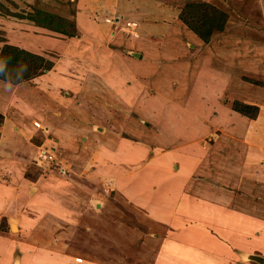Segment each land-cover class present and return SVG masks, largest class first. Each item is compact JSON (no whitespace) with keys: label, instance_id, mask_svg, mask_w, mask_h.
Here are the masks:
<instances>
[{"label":"rangeland","instance_id":"1","mask_svg":"<svg viewBox=\"0 0 264 264\" xmlns=\"http://www.w3.org/2000/svg\"><path fill=\"white\" fill-rule=\"evenodd\" d=\"M190 2L211 4L223 14L224 22L221 30L216 29V21L215 24L212 23L214 29L211 31L209 41L204 42L206 47L204 59L206 58L205 64L208 69V72H205L206 76L204 75V86L207 91L208 88L210 89L209 100L207 99L205 109L199 110L198 107L195 116L207 114V117L202 120L195 118L192 124H188V126L194 124V127L197 124V131L194 129L193 132L186 130L181 132L182 127H176L178 129L175 128V132L170 131V133V129H163L159 126L163 122V119L159 120L163 117L162 115L157 120L145 114L141 117L144 120L142 122L133 110L135 106L124 105L125 108H122L125 110V118L121 121L113 120L115 121L114 127L106 120L97 118V112H88L84 102H77L78 89L69 87L68 85L71 83L58 84L61 85L58 86L59 95L56 94L59 99L53 94H48L49 100L43 103L42 100H46L47 96L45 98L41 94L37 95L36 90L39 88L42 90L39 93L47 92L48 84L42 83L40 86L36 85L37 87H24L23 84L41 74L51 80L55 78L53 73H50L53 69L58 74L64 73L66 79L71 77V70L63 71L58 63L67 64L69 60L73 61L72 57L77 56L76 54L72 55L71 46L79 47V49L85 47L84 39H86L87 33L84 34L83 39H77V35H81L82 32L77 30L76 2L0 1V55H4L3 51L8 50L5 47L14 45L52 62L50 69L36 70L34 67L32 71L34 75L27 80L20 79V81L10 82L0 78V121L4 120L3 128L12 129L20 126L23 129V132H20L21 138L28 146L27 149L31 148L24 152L25 154L22 149L16 150L18 153L15 154L17 157L14 160H17V168H14L15 166L5 167L6 163L4 164L3 160L6 157H0V184L7 188L13 187L15 191L19 190V192L22 189L25 190L22 203L20 196L18 197L14 193V198L11 196L12 200H7L9 205L14 206L10 207L8 211H4V215H0V249L3 251H0V264H18L15 261L8 262L4 258L9 253L6 249H10V251L12 249L13 254L23 252L22 257L28 255L27 258L30 262H38L45 258L46 264H66L67 255H69L68 257L72 256L74 264H90V262L93 264H163L165 260H161L160 256L161 243L165 239H175L178 231L181 232L182 226L188 225V222L174 226L175 218L173 216L168 218L165 213L151 212L147 209L148 207L137 208L134 203V194L130 193L132 184L128 183V179L125 183L123 180L121 184L116 180L120 174L124 173L115 170L113 164H108L105 155L109 157L107 155L109 154L116 159L117 165L118 162L125 164L123 169L132 175L135 172L137 175L139 171H142V174H145L143 178L148 180L160 169V152L168 150L172 153L177 152V154L184 153L189 144H196L197 148L202 149L199 150L201 153L203 150L206 153L208 161L206 163L204 161L203 164L205 163L207 167L208 165L217 167L215 165L217 155L219 156L220 152L230 155L226 149L231 146L227 143H234V136L228 135L227 132L223 133V126L227 119L219 121L221 113H223L219 111L220 104L228 103L227 105L231 107L234 100L242 101L239 98H234L236 96L234 89L237 87L238 90L240 81L249 84L254 90L256 88L264 90V72H261L262 65L259 66L264 61V1L191 0L185 4ZM158 3L163 4V2ZM132 8H127L125 13L115 11L113 16L109 13H97V16H91L93 17H90L91 24L94 22L99 29L92 31L90 28L88 33L94 35L99 33L102 24H105V26H109L107 27L109 29L105 27L103 29L107 30L108 32H106L110 33L112 38L115 34L121 33L124 38H130L129 42H132L139 38L136 37L137 35H142L138 26L140 18L135 15V8ZM170 8L173 13L178 12L177 18L175 17L174 20L175 23L168 14L165 16L171 20L170 22L165 20L164 23L176 25L181 21L178 16L184 9V5H171ZM111 10H117V8ZM204 11L205 9H200V13ZM210 11L212 12L213 9L211 8ZM117 13L118 15H116ZM209 25L210 23L206 28ZM180 27L182 26L180 25ZM65 33H72V35ZM151 36L160 40L157 35L151 34ZM103 39L104 42L101 41V43L107 46L109 39ZM44 41L47 44L45 47H43ZM75 42L77 45L74 44ZM41 43H43L42 49H39ZM109 44L113 47L111 41ZM130 50L133 49H129V55H134V52ZM81 56L83 57V55ZM81 56H78V59ZM199 59L198 56L191 57L190 63H193V70L194 62H198ZM32 66L34 65H31V68ZM66 67L68 66L66 65ZM201 67L202 64L198 70L195 68V73L199 72ZM146 69L148 70V68ZM153 71L151 72L153 73ZM134 81L135 85L136 80ZM139 81L141 86L132 89L134 94L149 90V84H152L148 75L145 74ZM183 83L187 86H182L181 89L187 91L192 82L183 81ZM218 85L221 88L226 86V94L222 95V100L217 97V94H221L217 90ZM177 88H173V94L176 93ZM98 89L96 86L92 88V91L99 93ZM155 90L159 92V88ZM207 91L204 89V92H199L198 101L208 96L205 95ZM87 92L88 89L83 95H86ZM143 95L144 92L141 93L140 98L148 100L149 97ZM182 95L176 97L180 102L176 107L181 109L184 105L180 100ZM256 97L263 99L264 95L259 97L256 94ZM255 105L258 104L255 103ZM212 107L213 109H211ZM164 108L163 106L161 109ZM119 113V117H122V111ZM90 116H95L93 122H88V131L85 134H80L78 131L84 128ZM236 116L237 114H231L230 117H233L231 121L235 122ZM170 122L175 126L177 123L179 126L185 124V120L180 118L171 119ZM102 124H105V128H102L104 127ZM169 126L171 125L169 124ZM1 127L2 123H0V135L4 132ZM100 127L102 130H98ZM112 128L114 131L119 129L120 134L113 133ZM106 129L109 131L108 133ZM68 130L73 132L68 133ZM118 135H121L119 137L126 142H131L132 145H141V151L136 153V156L141 157L128 158L127 156H133V154L126 151L115 140ZM237 140L240 142V139ZM21 145L24 146L23 143ZM41 149H48L52 154L55 152V156L51 160H39L37 155ZM233 152H231V159H235L234 155L239 156L238 150ZM177 158V163L181 162L182 164L179 157ZM186 162L191 165L194 160ZM222 163L227 166V158H223ZM236 163L233 162L232 165ZM169 165H172V162ZM183 165L182 172L179 174L186 176L189 173L197 180L203 177L199 171L195 172L194 168H189L190 165L187 166L188 168L184 162ZM210 166L208 170L206 167L207 173L212 169ZM199 168L201 169L200 165ZM214 171L211 185L217 187L216 177L214 179L217 168ZM203 181L206 182V180ZM203 181L200 182L203 183ZM149 182L145 189L150 193L154 191L158 193L157 190L163 189L159 182ZM191 184V189L187 187V191L203 194V196L207 195V197L209 194L214 195L213 188L210 187L212 193L206 190L208 182L204 183L207 186L196 180ZM226 184L229 183L226 182ZM227 187L230 186L227 185ZM253 187L255 196L261 197L262 188L258 189L256 183ZM167 191L170 190L167 189ZM240 193L238 189V194ZM170 194L171 191L168 192V196L158 193L152 197V201L156 200L154 202H157V197L169 198ZM258 200L260 201V199ZM33 201H38L39 204L43 202L45 209L42 208L39 211L38 207L34 208L37 206V202ZM242 228H244L242 223L238 224V222L230 220L220 221L216 226L203 224L198 231L202 232L201 235L204 232L208 235L204 237L198 235L196 243L192 244L189 240L185 243L177 238L180 241L179 245L181 244L183 247L182 250L185 251V256L181 258L176 254L174 259L173 254L170 253L171 255H168L167 259L175 260V263L171 262V264H203L204 261H206L204 264H243L246 262L264 264L263 260L258 262L251 259L246 250H243L249 239H246ZM208 237L213 240V245L210 248L206 244ZM30 254L33 255V258L29 257ZM165 264L170 263L166 262Z\"/></svg>","mask_w":264,"mask_h":264},{"label":"crops","instance_id":"2","mask_svg":"<svg viewBox=\"0 0 264 264\" xmlns=\"http://www.w3.org/2000/svg\"><path fill=\"white\" fill-rule=\"evenodd\" d=\"M0 1L2 2L3 0ZM9 1L76 2L75 20L77 23V30L83 33H81V35H77V39H83L84 34L87 33V37L84 39L85 47L79 49V47L74 48L71 46V49L73 50L72 55H77L72 57L73 61L69 60L67 64L64 62L58 63V66H60L63 71L71 70L70 72L72 75L69 77V79L67 78L68 80L66 79L64 73L58 74V72H55L53 69V71L50 73H53L55 78H50L51 80H49L46 79L44 74H41L38 77H34L30 82L23 84L24 87H32L36 85L40 86L42 83L44 85L48 84V86L46 85L48 91L39 93L42 90L37 88V95L40 96L41 94L46 98L48 94H53L56 97L59 95L58 86H61L58 84L62 82L65 84L71 83L68 85L69 87L72 89H78L77 102H84L87 105L88 112H97V118L106 120L114 127L115 121L113 120L121 121L125 118V106H135L133 110L140 120H142L141 117H143V115L145 116V114L146 116L157 120L162 115L163 117L159 118V120L163 119V122L159 126H161L163 129H170L169 132L171 131L172 133L175 132L174 130L176 127H182L180 130L181 132H184V130L193 132L194 129L197 131V124L195 127L194 124L189 126L188 124H192L195 118L196 120H202L203 118L207 117V114H200V116L197 114V116H195L198 107L199 110L205 109L207 99L209 100L210 89L208 88L207 91V88L204 86L206 76L205 74L208 72L207 66L205 64L206 58L204 59V55H206L204 53L206 50L204 41H202L181 21H176V25L172 23L168 24L167 22L164 23L165 20L167 21L169 19L167 16H165V14H168L171 19L173 18L174 23L175 17L177 18L178 12L173 13L170 8L171 5H185L186 2L191 0ZM158 2H163V4L160 5ZM126 7L128 9L132 7V9L135 8V15L140 18L138 20V26L139 31L142 32V35L136 36L139 38L129 42L131 39L124 38L121 33L115 34V36L112 38L110 33L108 34V31L103 29L104 27L109 29L107 28L109 26H105V24H102V28L99 33L95 35L93 33H88L90 28L92 31H97L99 29L97 28V25L94 24V22L91 24L92 22L90 21L91 18H93L91 16H97V13H109L112 15L115 11H118V13H125L127 12ZM113 8H117V10H111ZM118 13L116 15H118ZM170 20L168 21L170 22ZM180 25L182 27H180ZM151 34L157 35L160 37V40L151 36ZM103 38H108L113 44V47L110 46L109 41L107 46H104V44L101 43V41L104 42ZM43 43L40 44L39 49H42V44L44 45L43 47L47 45L45 41ZM74 44L77 45V42ZM130 48L133 49L130 51L134 52L135 57L134 55H129L128 51ZM37 51L40 52V50ZM81 55H83L84 58ZM78 56L81 57L78 59ZM193 56H198L200 58L198 62H194L196 70H198L202 64L200 71H197V73H195V68L194 70L192 69L193 63H190L191 57ZM66 65L68 67H66ZM260 65H262L261 72H264V61H262V64H259V66ZM146 68H148V70ZM154 68L155 71H153ZM151 71H153V73ZM144 74L148 75L150 81H152V84H149V90H144L138 94H134L132 89H136L135 87L140 88L139 86H141V82L139 80ZM134 80H136L135 85ZM182 80L184 82H192L190 87L188 86L189 88L187 91H182L181 89L182 86H187ZM96 86L100 89H98L99 93L97 91H92V88ZM175 87L178 88L176 93L173 94V88ZM156 88H159V92L155 90ZM217 88V90H219L221 93L217 94V97L222 100V95L226 94V86L221 88V86L218 85ZM87 89L88 92L86 95H83ZM204 89L207 91L205 95L208 96H205L206 98L203 97L204 99L199 98L200 100L198 101L197 95H199V92H204ZM31 91L34 92L35 90ZM142 92H144L143 96L149 97L147 98L148 100L140 98ZM234 92L236 95L234 98H239L246 103L258 104L259 113L255 119H250L232 110L231 107L227 105L228 103L224 105L220 104L219 111H222L223 113H221L219 121L227 119L225 121V125L223 126V133L227 132L229 133L228 135L234 136V143H227L229 146H231V148L226 149L230 155H225L223 152H220L219 156L217 155V163L215 162L217 167L210 165L207 167V165H205L206 161H208L206 158V153L204 150L201 153L199 150L202 149H199V147L197 148L196 144H189L187 151H184V153L179 152L177 154V152L172 153L168 150L160 152V169L153 174L152 178L150 177L148 180L143 178L145 174H142V171H139L137 175L136 172L135 174L133 173L134 175H132L123 169L125 164L118 162L117 165L115 162L116 159L112 158L109 154H107L109 157L105 155V160L108 164H113V168L115 170L124 173L120 174L116 180H118L121 184L123 183V180L125 183V181L128 179V183L130 182L129 184H132L130 193L134 194V203L137 208L148 207L147 209L151 210V212L165 213L166 217L168 218L173 216V218H175V222H173L175 223L174 226H176V224L179 225L184 224V222H188V225L182 226L183 228H181V232L177 230L178 234L175 239H165L161 243L162 254L160 252V256L161 260H165L163 264L166 262H169L170 264L171 262L175 263V260L167 259L168 255L173 254L174 257L176 254H178L181 258L185 256V251L182 250L183 247H181V244L179 245L180 241L177 240V238L185 243H187L188 240L191 244L194 242L196 243V237L198 235L202 237L208 235L204 231V233L201 235L200 233L202 232L198 231L201 229L203 224L216 226L218 222L224 220H230L231 222L243 224L245 229H242L244 230L245 237L246 239H249L247 240L246 248L243 250H246L248 254L260 255L264 261V98L261 99L256 97V94L259 95V97L263 96L264 90H259V88L254 90L249 84L240 81L238 90L237 87H235ZM181 94L183 95L180 97V100L184 103L182 109L178 107V103L180 102L177 100L178 96ZM56 98L59 99L58 96ZM47 100H49L48 96L46 100L42 101L45 103ZM177 104L178 106L176 107ZM163 106L165 108L161 109ZM211 109H213V107ZM120 111L123 113L122 117H119ZM231 114H237V119H234L235 122L231 121V118H233L230 117ZM90 117L87 119V123L85 124L84 128L81 131H78L80 134H85L88 131V122H93V117L95 116H92L91 118ZM174 118L184 119L185 124L182 126H179L178 123L177 126H175V124L172 125L170 120ZM143 121L144 120H142V122ZM157 122L156 124H158ZM0 123H2L1 128L4 131L0 135V157H6L3 160V163H6V165H4L5 167L15 166L14 168H17V160H14L17 157L15 154L18 153L16 150L22 149L24 153L28 150H31V148L27 149L28 146L22 140L20 132H23V129L20 126L7 129V127L3 128L4 120L0 121ZM169 124L171 126H169ZM102 125L104 126L105 124ZM102 128H105V126ZM102 128L100 127L98 130H102ZM111 130L115 134H120L119 129L114 131L112 128ZM106 131L107 133L109 132L107 129ZM70 132L73 131L68 130V133ZM119 136L121 135L116 136L117 138H115V140L118 141L126 151H130V154H133V156H127L128 158L137 159L141 157L139 155L136 156V153L142 149L141 145L133 144V146L131 142H126ZM237 139H240V142H238ZM21 143H23L24 146L21 145ZM237 150L239 151V156L237 157V155H234L235 159H231V152H236ZM188 153H190L189 156ZM156 157L158 156L156 155ZM177 157H179V160L182 161V164L181 162L179 164L177 163ZM223 158H227V166L226 164L224 165V163H222ZM187 160H194V162L190 165V163L186 162ZM204 161L205 163L203 164ZM170 162H172V165H169ZM183 162L184 164H187L186 168H188L190 165L189 168H194L195 172L199 171L203 177L197 180L189 173L186 174V176L179 174V172H182L181 168L184 166ZM233 162L237 163L232 165ZM199 165L201 169L199 168ZM209 166L212 167V169L210 172L208 171L209 173H207L206 167L208 170ZM215 168H217V173L216 176H214V179L216 177L217 187L215 185H211L213 175L215 174L213 173ZM108 173L110 174V171ZM207 179H210V181H207ZM195 180L202 185H206L204 183L208 182V186L206 185V190H208L209 193H212L213 191L210 190V187L213 188L214 195L209 194L207 197V195L203 196V194L187 191V187L191 189V183H193ZM203 180H206V182ZM149 181H152V183L159 182L160 187L163 189H160L159 191L157 190V192L161 195L168 196V192L171 191L169 198L165 197L166 199H162V197H157V202L159 203L154 202L156 200L152 201V197L158 195V193L155 191L150 193V191L146 190L148 187L147 183H150ZM200 181H203V183ZM226 182L229 184H226ZM255 183L258 186V189L262 188L260 195L261 197L257 195L255 196L256 193L253 187ZM223 184L225 185L223 186ZM227 185L230 187H227ZM167 189L170 191H167ZM238 189L241 192L240 194H238ZM14 193L18 197L20 196L19 198L22 203L25 190L22 189L21 192H19V190L15 191L13 187L7 188L0 184V215H4V211H8L10 207L14 206L9 205L7 202V200H12V198H10L11 196L14 198ZM216 194L217 196H215ZM258 199H260V201ZM35 202H37V206H34V208L38 207V210L42 208L45 209L43 202H41L43 205L39 204L38 201ZM170 209L171 211L169 212ZM20 230L21 228L19 227V231ZM212 241L213 240L211 237L207 238L206 242L208 243L206 244L209 246V248L213 245ZM2 243L4 244V241H2ZM1 250L2 249H0V251ZM6 250L9 253L6 254L4 258L8 262L15 261L18 264H46L45 258L43 260H39L38 262H30L27 258L28 255L22 257L23 252L13 254V252H11L12 249L11 251L10 249ZM68 256L69 255L66 256L65 263L71 264L73 261L72 256ZM29 257L33 258V255L30 254ZM72 264H74V262ZM90 264L93 263L90 262ZM243 264L249 263L246 262Z\"/></svg>","mask_w":264,"mask_h":264},{"label":"trees","instance_id":"3","mask_svg":"<svg viewBox=\"0 0 264 264\" xmlns=\"http://www.w3.org/2000/svg\"><path fill=\"white\" fill-rule=\"evenodd\" d=\"M211 8L213 9L212 12L210 11ZM200 9H205V11L200 13ZM178 17L204 42L209 41L211 31L214 29L213 24L217 22L216 29L221 30L220 28H222L224 22L223 14L207 2H190L185 4L184 9H182ZM208 23L210 25L206 28ZM68 35H72V33ZM6 48L8 50L6 52L3 51L5 54L0 55V68L3 69L0 71V78L5 81L27 80L34 75L32 73L34 67L36 70L41 68L43 70L50 69L52 67L51 60L28 52V50L14 45H8ZM31 65L34 66L31 68ZM231 109L250 119H255L259 113L258 105L248 104L240 100H234L231 103Z\"/></svg>","mask_w":264,"mask_h":264},{"label":"built area","instance_id":"4","mask_svg":"<svg viewBox=\"0 0 264 264\" xmlns=\"http://www.w3.org/2000/svg\"><path fill=\"white\" fill-rule=\"evenodd\" d=\"M53 153L54 154H52L50 151H48V149H45V150L41 149L38 151L37 156H38L39 160H43V161L51 160L55 156V152H53Z\"/></svg>","mask_w":264,"mask_h":264},{"label":"water","instance_id":"5","mask_svg":"<svg viewBox=\"0 0 264 264\" xmlns=\"http://www.w3.org/2000/svg\"><path fill=\"white\" fill-rule=\"evenodd\" d=\"M251 259H254L258 262H261L263 260V258L260 255L257 254H249Z\"/></svg>","mask_w":264,"mask_h":264},{"label":"clouds","instance_id":"6","mask_svg":"<svg viewBox=\"0 0 264 264\" xmlns=\"http://www.w3.org/2000/svg\"><path fill=\"white\" fill-rule=\"evenodd\" d=\"M3 69L2 68H0V71H2Z\"/></svg>","mask_w":264,"mask_h":264}]
</instances>
